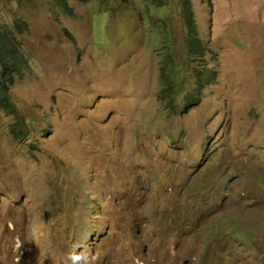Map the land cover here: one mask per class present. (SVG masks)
I'll use <instances>...</instances> for the list:
<instances>
[{"label":"rangeland","instance_id":"obj_1","mask_svg":"<svg viewBox=\"0 0 264 264\" xmlns=\"http://www.w3.org/2000/svg\"><path fill=\"white\" fill-rule=\"evenodd\" d=\"M22 2L0 264H264V0L76 3L74 42ZM169 66L181 90L162 99Z\"/></svg>","mask_w":264,"mask_h":264},{"label":"clouds","instance_id":"obj_2","mask_svg":"<svg viewBox=\"0 0 264 264\" xmlns=\"http://www.w3.org/2000/svg\"><path fill=\"white\" fill-rule=\"evenodd\" d=\"M96 0H45L46 6L44 7L47 10H50L51 16L54 20L56 30H60V32L64 35V37L69 38L74 42L73 33L66 29L65 25L63 24L61 19L66 18H76L77 13L75 11L76 3L83 2L85 5H88L87 7L90 8V4H92ZM2 4H8L13 7H7L10 13L13 15V23L10 24L9 21L4 20L0 17V36L5 35L7 38L3 42V44L6 43L8 40L9 45L12 47H17L22 57H14L12 51L9 53V57L4 58L2 61V65L0 67V74L2 76L6 77V82H8V89L9 86L12 85L16 79V77H21L22 75L27 73V69L31 67V62L24 56L22 47H20V43H17V41H13V37L16 35V33H22L26 34L30 30L29 23L25 20L19 17L17 8H20L22 6L23 2L22 0H0V12L4 11V7H2ZM15 8V9H14ZM94 14V13H93ZM187 32L186 37L190 33L189 32V26L187 23ZM195 29L196 25L194 24ZM92 29H93V22H92ZM194 35H197V32L195 31ZM191 48V46H190ZM4 57V56H3ZM6 65L7 69L3 66ZM11 67V70H8V68ZM166 91L163 90V83H161V96L162 99H164V94L169 90V87L167 86V83L165 84ZM8 92V91H7ZM6 92V94H7ZM171 99V96H169ZM17 109V107L15 106Z\"/></svg>","mask_w":264,"mask_h":264},{"label":"trees","instance_id":"obj_3","mask_svg":"<svg viewBox=\"0 0 264 264\" xmlns=\"http://www.w3.org/2000/svg\"><path fill=\"white\" fill-rule=\"evenodd\" d=\"M152 1H154V0H149V2H152ZM181 1L182 2L185 1L184 6L186 8L188 7L187 3L190 4V0H181ZM188 26H189V32L190 33L187 35L186 40L189 44V47L191 46V48H190L191 53L195 54L197 52V50H196V47H197L196 39H197V37H196V35H194L196 29H195L194 23L192 21H188ZM6 38L7 37L5 35L0 36V67H1L2 62H3L2 60L6 57L7 58L9 57L10 51H12L15 58L17 56L22 57L20 50L17 47L11 48V45H9L8 40L6 41L5 44H3V42L6 40ZM3 66L7 69L6 65H3ZM168 69H169L168 71H165L162 68L161 69L162 72H160V75L162 76L163 90L166 91V87H165V84L167 83L166 79L172 80L174 84L171 85L169 83L170 85H167L169 87V90L164 94V99H167L171 93L176 94V93H179L181 90V86L179 85V82H178V75L175 72L176 68H173L171 70V67L169 66ZM8 70H11V67H9ZM204 72H206L205 69L203 71H201L200 75L204 76ZM209 73H211V72H209V70H208L204 77H207V79H208ZM10 81L11 80L6 82V77L2 76L0 74V105H1V107H3L6 110H7V107L8 108L15 107V106L11 105V103L7 100V97H6V92L8 91V82H10ZM202 83L203 82H201V85H202ZM170 105L173 106L172 101L170 102ZM15 111H16V108L12 109V113L14 115H15Z\"/></svg>","mask_w":264,"mask_h":264}]
</instances>
